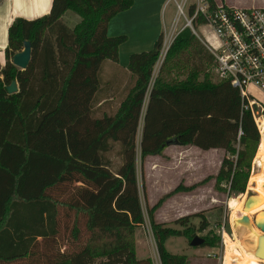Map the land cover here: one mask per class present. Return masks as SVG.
<instances>
[{
  "label": "trees",
  "instance_id": "trees-1",
  "mask_svg": "<svg viewBox=\"0 0 264 264\" xmlns=\"http://www.w3.org/2000/svg\"><path fill=\"white\" fill-rule=\"evenodd\" d=\"M132 4L53 0L49 13L32 20L18 17L9 27L6 63L0 64V264H152L137 257L136 232L146 222L139 154L144 165L171 145L225 151L217 175L190 186L181 182L150 207L162 264H189L187 255L168 250L167 241L185 236L191 242L196 230L210 226L202 212L178 218L182 229L157 220L156 212L169 198L213 179L214 188L228 198L246 192L260 128L239 88L214 76L215 57L190 27L177 34L154 81L164 34L151 50L133 53L128 94L114 114L93 117L102 64L118 62L119 47L127 40L109 36L108 24ZM67 11L81 17L73 28L62 20ZM204 23L200 17L193 25ZM25 41L32 53L21 69L13 57ZM13 81L19 91L9 93ZM115 143L122 156L116 169L106 157ZM62 210L74 215V243L81 239L82 219L88 233L74 252L58 244ZM192 217L200 219L198 227L189 223ZM204 237L201 247L215 248L221 240L210 230Z\"/></svg>",
  "mask_w": 264,
  "mask_h": 264
},
{
  "label": "rangeland",
  "instance_id": "rangeland-1",
  "mask_svg": "<svg viewBox=\"0 0 264 264\" xmlns=\"http://www.w3.org/2000/svg\"><path fill=\"white\" fill-rule=\"evenodd\" d=\"M167 1V0H166ZM217 4L220 5L219 0H216ZM72 13V12H70ZM72 15V14H70ZM159 18L164 21L165 30L163 31L164 34V43L167 40V38H170V34L174 31L175 28V21L177 22L178 14H177V6L174 0H168L167 3H164L162 11L159 13ZM63 22L66 23L69 27H73L75 24V21H72L70 18H62ZM187 24V21L184 17L181 16V18L178 20V30H181L184 28ZM196 33L197 35L202 38V40H208V37L211 35L210 33V27L208 25L203 24H196ZM175 39V38H174ZM173 39V40H174ZM172 40V42H173ZM172 44V43H171ZM164 58V57H163ZM161 59L158 65H156V70H158V67L162 64L164 59ZM163 60V61H162ZM104 62H113L112 60H105ZM161 63V64H160ZM117 74V72H115ZM214 76L217 77L214 68H213ZM157 76V71L155 73V78ZM116 77V76H115ZM115 77H112V81ZM111 81V90L108 87V85H105L104 89H100L99 94L104 93L106 95H109L110 99H107L103 102V104L100 107H97V104L94 100L93 103V117H102L104 114H114L119 106V103L121 102V99L129 89V87L132 84V80L128 83V85L125 87L124 92L120 89H116L114 85H112ZM103 84V83H102ZM126 91V92H125ZM98 93V92H97ZM148 100V97H147ZM95 104V105H94ZM146 106V104H145ZM258 109L260 111L259 117H262L263 112L261 110V107L258 106ZM257 116V118H259ZM260 122H263L261 119ZM143 130V122L141 121V125L139 127L138 135H137V141L140 143L141 141V135ZM175 147L180 148L179 146H173L171 145L170 152H168L170 155L164 154L165 158L168 159H174L173 162L168 163L166 161L159 162L154 166L155 169H159L161 171V175L164 176V179L172 182L173 184L177 185L181 182L180 176L187 175L191 178V180L196 183L199 179H202L205 175L206 177L209 175L208 173L211 172L212 174L219 171V161H218V154H214L211 156L212 160L209 162V159L207 160L208 166L206 170H203L201 159L203 158L199 152V150L189 149V147H186L185 149L181 151H177ZM224 152L221 154V158H223ZM106 157L112 161V166L114 169L118 168V166L122 162V156L120 154V146L119 144L115 143L114 148L106 153ZM256 159V158H255ZM151 158L147 157L145 160L144 165H142L140 160V154L138 156L137 161V168H138V176H139V184H140V192H141V200H142V206L144 210L145 215V225L138 229L136 232V240L138 239L137 247H138V258L139 259H146L150 258L152 261V264H162L159 253L157 250V246L154 240V236L152 233V229L150 226V220L148 217L149 209L152 205H154L164 194L162 193V190H164V186L162 184L155 185V179L154 177L157 174L156 171H153L150 164ZM255 162V160H254ZM257 166L254 167L252 170L251 175L257 171ZM143 176V177H142ZM251 178V176H250ZM163 179V178H162ZM163 179V180H164ZM183 180H186L184 178ZM250 180V179H249ZM250 183V181H249ZM207 184V185H206ZM206 186H210L211 188L199 186L195 192L188 193L189 198L187 199L186 209L183 210H176L169 208V205L165 206L164 208L161 207L156 212V218L166 223V225L175 227L178 229H182L183 227L180 224H177L175 221L183 216L186 215H192L196 212H202L205 214V216L208 218L210 226L207 230L199 231L196 230V235L205 238V234L210 230L213 232L215 236H220L221 240L217 242V246L215 248L210 247H194L190 245L189 237H172L167 242V248L169 251L176 253V254H184L188 256L189 264H222L225 255L226 247L223 243V235L224 232H227L231 237H235V233L239 236V238L243 241V243L246 245V247L249 250H254L255 248V235L251 231V227H247L244 223H236L232 221L231 219V208L229 206V203L231 199L234 197L228 198L227 193L220 189H215V179L210 180L208 183H206ZM247 187V190L244 194H240L238 196H248L249 193H251V189ZM198 193L196 191H201ZM71 192V191H70ZM179 193V194H185ZM179 194L173 195L172 197L178 198L180 200ZM178 195V196H177ZM171 197V198H172ZM214 197H216V204L215 206H212L210 208H194L192 207L194 204H200L205 201H214ZM170 199V198H169ZM230 200V201H229ZM206 205H209L206 203ZM74 222V215L71 213V215L68 213V210H62L61 212V234L59 236V242L58 244H61L62 251H70L74 252L78 249H80L88 237V233L84 226L83 219L81 220V227H82V235L80 241L74 243L71 237V228L72 224ZM233 222V223H232ZM191 225H194L195 227H198L200 224V219L198 217H192L189 222ZM254 226V225H253ZM195 235V236H196ZM194 238V237H193ZM192 238V239H193ZM211 254V256L209 255Z\"/></svg>",
  "mask_w": 264,
  "mask_h": 264
},
{
  "label": "crops",
  "instance_id": "crops-1",
  "mask_svg": "<svg viewBox=\"0 0 264 264\" xmlns=\"http://www.w3.org/2000/svg\"><path fill=\"white\" fill-rule=\"evenodd\" d=\"M52 1L53 0H0V64L1 66H4L6 63L5 50L8 45V30L11 24L13 23V21L18 17L32 20V19L41 17L49 13L51 6H52ZM167 1L166 0H133V4L129 8L120 12L118 15H116L114 18L111 19V21L108 24V29H107L108 35L111 37L119 36V35H126L127 40L124 43H122L119 47V61L118 62H103L101 71H100L101 89L102 88L104 89L105 88L104 86L108 85V87L110 88L108 90H111L110 86H111L112 77H115V76L116 77L113 79L112 85H114L116 89H120V92L121 91L124 92L125 87L128 85V83L131 80H132L131 86L133 85L134 83L133 77L128 68L130 56L133 53L148 51L154 47L156 40L158 39L160 34L163 33V31L165 30L164 21L159 18V13L162 11L164 3H167ZM214 1L217 2L216 0ZM219 3L229 5V6L244 7V8L253 7V6L264 7V0H219ZM70 12L72 11H67L63 15L62 18L66 17L67 19L70 18L72 21H75V24L73 25L74 27L78 22L81 21V17L75 14L74 12L72 13ZM208 38H210V36ZM203 41H206V40L203 39ZM115 72H117V74ZM131 86L129 87L127 92L125 91L126 93L121 99V101L124 100ZM98 94L99 93L95 94L94 100L96 104L98 103L97 107H100L104 101H106L107 99H110L109 98L110 96L104 93H101V95H98ZM248 94L253 97V100L255 101V103H257L258 106L264 107V90L263 89L257 86L251 85L248 89ZM261 119L263 120V123H264V115L263 117H261ZM262 137H261V144H262ZM173 146L180 147V148L175 147L177 151H181L185 149L186 147H189L190 150L193 148H195V150H199V152L201 153L200 155L203 157L200 163L202 164L203 170L207 169V166H208L207 160L209 159V162H210L212 160L211 156L214 154L219 155L218 156V161H219L218 166L220 169L222 159H223L221 158V154L223 152L225 154V151L220 148L202 150L192 145H188V146L173 145ZM260 146H259V150H260ZM169 147L170 146H168L164 150L163 154L161 155L149 156L151 158V161H150L151 168H153L152 170L156 171L158 174L154 177L155 185L159 186L160 184H162L165 187L164 190H162L163 194L170 192L176 186H178L181 182L184 183L186 186H190L194 184V182L191 180L190 177H188L187 175H183V176H180L181 182L175 185L172 182L165 180L164 176L161 175L162 173L161 171H159V169L154 170V166L156 165V168H157V164L159 162L166 161L168 163H171L174 161V159H168L164 157V154H166V156L167 154L170 155L168 153L170 152ZM259 150L257 152V155L259 153ZM257 155H256V158H257ZM255 168H256V164H255ZM257 169H259L258 166H257ZM218 172L214 174L209 172L208 176H215L218 174ZM184 178H186V180H183ZM205 178H206V175L202 179H199L198 181H196V183L202 181ZM205 186H202V187H205ZM206 187L209 189L211 188L210 186L209 187L206 186ZM202 191L203 190L196 191V192L198 194ZM189 193H192V192H189ZM179 197H180V200L175 197L168 199L163 204L162 207L164 208L165 206L169 205V208L176 210V212L178 210L181 211L183 209H186L188 207V206L186 207V204L188 202L187 199L189 198V195L187 193L179 194ZM213 199L214 201H205V203L203 202L202 205L194 204L192 207L210 208L218 204L215 201L216 197H214ZM206 203H208L209 205H206ZM229 206H230V203H229ZM136 244L138 245V243ZM137 255H138V247H137Z\"/></svg>",
  "mask_w": 264,
  "mask_h": 264
},
{
  "label": "built area",
  "instance_id": "built-area-1",
  "mask_svg": "<svg viewBox=\"0 0 264 264\" xmlns=\"http://www.w3.org/2000/svg\"><path fill=\"white\" fill-rule=\"evenodd\" d=\"M174 1L177 6L178 19L177 22L175 21V28L170 38H167L163 45L159 62L163 57L165 58L172 40L185 27H190L196 33L193 22L202 17L205 20L204 24L210 27V38L203 42L215 57L214 71L217 77L229 80L239 88L242 96L248 99V106L252 109L260 128L258 121L261 119L260 111L253 109L257 103L249 98L248 89L254 85L264 90V7L244 8L217 3L213 5L211 0ZM181 16L186 19L187 24L178 30V20ZM159 68L155 69L154 76L156 71L158 74ZM261 110L263 112V107ZM223 243L226 247L225 232Z\"/></svg>",
  "mask_w": 264,
  "mask_h": 264
},
{
  "label": "bare ground",
  "instance_id": "bare-ground-1",
  "mask_svg": "<svg viewBox=\"0 0 264 264\" xmlns=\"http://www.w3.org/2000/svg\"><path fill=\"white\" fill-rule=\"evenodd\" d=\"M258 121L263 135L262 144L255 160V164L259 169L251 175L249 183V188L257 193L258 205L251 211L244 210V205L248 197L247 195L235 196L230 201L232 221L235 223L239 222V219L243 215H249L251 231L256 238L262 232L256 227L253 214L258 211L259 214L256 219L264 221V212L261 211V209L264 208V123L260 122V119H258ZM234 235L235 237L233 239V237L225 232L226 251L224 264H264V260L257 257L252 250H249L236 233Z\"/></svg>",
  "mask_w": 264,
  "mask_h": 264
},
{
  "label": "water",
  "instance_id": "water-1",
  "mask_svg": "<svg viewBox=\"0 0 264 264\" xmlns=\"http://www.w3.org/2000/svg\"><path fill=\"white\" fill-rule=\"evenodd\" d=\"M31 43L29 41H25V48L23 51L17 53L13 57V63L18 66L21 69H26L30 63L31 60ZM7 89L9 93H16L19 91V84L17 81H13L10 85L7 86ZM257 193L255 191H251L249 193L245 205H244V210L246 211H251L255 209L258 205V200H257ZM261 211L264 212V208L261 209ZM258 211L253 214L255 218V225L256 227L262 232L260 235L255 237V248L253 250L254 254L259 257L261 260H264V221H259L257 220V215ZM239 223H244L247 227L250 228V217L249 215H243L239 219ZM237 225V224H236ZM205 242V238L200 237L196 235L190 242L191 246L194 247H200L203 245Z\"/></svg>",
  "mask_w": 264,
  "mask_h": 264
}]
</instances>
